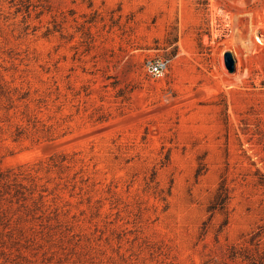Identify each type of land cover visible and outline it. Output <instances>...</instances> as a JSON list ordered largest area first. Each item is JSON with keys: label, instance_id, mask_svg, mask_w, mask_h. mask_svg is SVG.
<instances>
[{"label": "rangeland", "instance_id": "1", "mask_svg": "<svg viewBox=\"0 0 264 264\" xmlns=\"http://www.w3.org/2000/svg\"><path fill=\"white\" fill-rule=\"evenodd\" d=\"M0 264H264V0H0Z\"/></svg>", "mask_w": 264, "mask_h": 264}, {"label": "built area", "instance_id": "2", "mask_svg": "<svg viewBox=\"0 0 264 264\" xmlns=\"http://www.w3.org/2000/svg\"><path fill=\"white\" fill-rule=\"evenodd\" d=\"M148 67L155 75H161L167 68V60L162 57L150 59L148 61Z\"/></svg>", "mask_w": 264, "mask_h": 264}, {"label": "water", "instance_id": "3", "mask_svg": "<svg viewBox=\"0 0 264 264\" xmlns=\"http://www.w3.org/2000/svg\"><path fill=\"white\" fill-rule=\"evenodd\" d=\"M230 54V53H229ZM230 56H231V63L233 62V59H232V55L230 54Z\"/></svg>", "mask_w": 264, "mask_h": 264}, {"label": "trees", "instance_id": "4", "mask_svg": "<svg viewBox=\"0 0 264 264\" xmlns=\"http://www.w3.org/2000/svg\"><path fill=\"white\" fill-rule=\"evenodd\" d=\"M226 198V197H225Z\"/></svg>", "mask_w": 264, "mask_h": 264}]
</instances>
